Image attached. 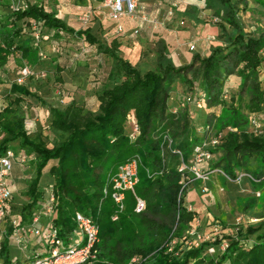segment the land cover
I'll list each match as a JSON object with an SVG mask.
<instances>
[{
    "label": "trees",
    "instance_id": "obj_1",
    "mask_svg": "<svg viewBox=\"0 0 264 264\" xmlns=\"http://www.w3.org/2000/svg\"><path fill=\"white\" fill-rule=\"evenodd\" d=\"M217 1L220 7L215 14L221 18L218 26L225 44L214 46L207 56L194 54L188 65L176 67L171 61L146 72L116 53L117 41L107 45L90 28L69 27L54 11L38 2H29L26 8L13 11L9 19H0L1 39L4 37L0 42V66L14 52L21 53L23 58H33L37 49L28 39L17 43L16 38L21 35L23 25L30 28L31 22L36 21L57 36L65 31L97 45L99 51L117 60L125 75L120 83L98 93L97 113L86 111L75 101L63 109L49 106L50 126L58 136L53 146L41 137L30 136L24 117L18 113L24 96L44 101L27 85L12 83L7 106L0 111V154L12 147L25 150L29 157L35 155L36 173L28 181L25 194L29 201L22 207V221H31L33 208L40 207L42 187L53 185L58 196L53 222L65 241L68 242L76 227L78 211L99 226L97 257L82 264H264V219L257 226L249 225L229 236L223 252L209 254L207 249L213 244L210 241L191 248L179 243L176 247L179 254L167 249L171 238L180 237L182 227L198 216L179 201L181 158L175 150H181L188 161L202 138L191 124L187 110L174 112L168 105L173 83L177 78L190 82L185 72L196 63L200 66L207 107L221 106V113L215 115L216 122L210 123L216 134H221L212 152L223 151L215 168L220 167L232 179L238 177L237 171L246 172L255 186L263 184L264 132L252 129L250 117L256 114L264 118V88L259 77L264 63V30L257 35L245 31L239 17L240 1ZM207 5L213 6L211 0H207ZM231 74L240 77L241 88L250 95L247 113L234 100L228 103L224 97L223 88ZM131 111H135L141 127L135 140L128 135ZM166 135L173 139L171 146L165 140ZM135 157L140 159L135 193L147 203L142 213L135 211L136 195L132 191H126L122 211L112 197V178L121 164ZM256 166H261V170L256 172ZM114 216L118 218L114 220ZM256 233V239L251 241ZM135 257L139 258L136 262ZM0 259L4 264L23 263L12 259L8 237L2 243Z\"/></svg>",
    "mask_w": 264,
    "mask_h": 264
},
{
    "label": "rangeland",
    "instance_id": "obj_2",
    "mask_svg": "<svg viewBox=\"0 0 264 264\" xmlns=\"http://www.w3.org/2000/svg\"><path fill=\"white\" fill-rule=\"evenodd\" d=\"M19 1L0 0L2 20L9 19ZM63 1L75 5V8H86L91 14L87 24L78 20L75 29L90 28L96 37L107 45L117 41L119 47L116 53L143 72L157 69L160 64L171 61L176 67L188 65L192 63L194 54L206 56L214 46L225 44L223 31L218 26L221 18L215 14V9L219 6L217 0H211L213 6H208L207 0H145L144 11L154 22L147 24L137 34L134 32L138 25L136 18L123 16L118 21L113 20L102 6L101 0ZM238 1L240 19L246 32L256 35L259 30H264V16L248 13L254 5L253 0ZM66 4L65 7L68 6ZM187 13H192L194 17ZM119 25H122V31L118 30ZM228 31H232L229 26ZM42 35L44 37L37 41L33 30L23 25L22 33L16 41L21 43L28 39L32 47L37 49V53L31 59H24L21 53L14 52L10 55L8 64L0 66V110L7 103L5 97L9 84L16 81L22 69L28 66L33 75L27 78L25 84L45 102H40L38 98L26 97L18 107V113L24 117L30 136L41 137L49 146H53L58 136L50 126L49 106L63 109L71 101H75L86 111L97 113L100 105L98 93L120 83L125 79V75L116 59L103 54L97 45L90 44L84 38L67 32L58 36L50 35L47 28H43ZM3 41L4 37L0 42ZM41 50L47 55L46 59L39 56ZM42 72H46V75L42 76ZM185 73L190 82L177 78L173 83L168 100L169 110H187L191 124L202 138L201 142L213 151L216 146L212 144V140L218 135L210 123L216 122L215 115L221 113V106L207 107L198 63ZM259 77L261 87L264 88V63L260 68ZM240 83L241 79L237 74L229 75L223 88L224 97L228 103L234 100L236 106L247 113L250 95L241 88ZM209 125L210 128H207ZM213 154L210 165L215 168L223 151L218 150ZM34 157L35 155L29 157L27 166L35 170ZM260 170L261 166H256L255 171ZM236 173L237 179H228L220 172L212 173L208 192L202 190L200 180L188 189L183 202L185 206L192 207L198 216L189 225L182 227L181 236L188 228L196 227L198 230L211 232L212 238L228 240L237 229L246 230L249 225L257 226L262 222L264 179L263 184L257 187L251 182V178L244 175L245 172ZM46 187H43V191ZM20 208L18 209L21 210ZM12 217L13 215L8 218ZM237 217H242L240 224H236ZM211 221L213 224H209ZM214 224L218 226L217 232L212 230ZM257 235L258 233L254 234L251 241H254ZM250 243L248 242V245Z\"/></svg>",
    "mask_w": 264,
    "mask_h": 264
},
{
    "label": "built area",
    "instance_id": "obj_3",
    "mask_svg": "<svg viewBox=\"0 0 264 264\" xmlns=\"http://www.w3.org/2000/svg\"><path fill=\"white\" fill-rule=\"evenodd\" d=\"M22 3H21V2ZM19 5L14 8L13 11L24 9L29 2H38L45 8L48 6L51 0H20ZM21 3V4H20ZM102 6L108 11L109 16L115 20H120L123 16H128L137 19V27L134 29L135 34L140 33L147 24L154 22V19H149L144 9L145 6L141 0H101ZM12 11V12H13ZM60 14V12H59ZM90 12H85L80 16V21L83 24H87L90 21ZM30 28L33 30V36L37 41L41 40L42 25L36 21L31 22ZM118 30L122 31V25L118 26ZM1 40V33H0ZM41 59H46L47 55L43 51H39ZM33 72L28 66H25L16 82L19 84H25L27 78L31 77ZM42 76L46 75V72H42ZM204 96V93H203ZM177 112V111H174ZM128 135L131 140L137 139L141 133V127L138 122L137 116L134 111L128 114ZM250 125L252 129L257 133L264 132V118H259L256 114H252L250 117ZM210 128V125L207 126ZM221 134L212 140V144L217 146L220 142ZM165 140L168 141L169 146L172 145L173 139L169 136H165ZM181 158V163L178 166L180 173V194L179 201H184L188 189L199 180L202 182V190L208 192L209 181L211 180V174L214 172H220L228 179L221 168H212L210 161L213 158V152L210 151L206 144L200 143L194 147L192 156L188 161L184 159L183 152L181 150H175ZM29 160V156L25 150H16L12 147L8 148L4 153L0 154V233L4 222L8 217V204L13 196L9 177L12 173L14 164L19 162L26 164ZM140 159L138 157L132 158L123 164H121L112 178V197L118 205L120 211L125 208V193L126 191H132L135 195V188L139 182L138 170ZM245 176L251 178V175L244 173ZM237 179V178H236ZM107 193V191H105ZM58 196L53 185H49L44 190V196L41 203V211L35 213L30 224L21 225L18 220H13L11 224L14 227H20L22 230L30 228L31 233L37 239V241L43 245L48 246V252L45 254L36 255L32 259L26 260L23 264H82L97 257L98 250L96 244L99 241V226L93 221L90 216H87L83 212L78 211L75 215L76 227L73 230L68 242L65 241L60 235L57 227L54 225L53 219L57 212ZM185 205V204H184ZM146 201L136 195L135 211L142 213L146 210ZM187 207V206H186ZM192 211V207H187ZM46 216V221L42 222L41 215ZM118 216H114L113 219H117ZM242 222V217H237L236 224ZM213 224V222H209ZM213 231H218V226L214 224ZM238 230V229H237ZM211 232L198 230L196 227H191L180 237L171 238L167 244L168 251L179 254L176 249L179 243H182L184 247H194L198 244L206 241H214L207 249L209 254H215L217 251L223 252L229 242L227 239L212 238ZM215 241H219L214 244ZM2 250V244L0 240V253ZM139 258H133V261H138ZM0 264H4L0 259Z\"/></svg>",
    "mask_w": 264,
    "mask_h": 264
},
{
    "label": "crops",
    "instance_id": "obj_4",
    "mask_svg": "<svg viewBox=\"0 0 264 264\" xmlns=\"http://www.w3.org/2000/svg\"><path fill=\"white\" fill-rule=\"evenodd\" d=\"M141 1L144 2L145 0H141ZM253 2H254V5L250 7L251 11L248 13H253V15L259 14V15L264 16V0H253ZM64 4H66V3L63 0H51V1H49L46 9L49 11H54L56 13V15L58 17H60L63 21H65L69 27L75 28L74 27L75 24L79 23L78 20H80V14L82 15L83 13L89 12V11L86 10V8L85 9L84 8L81 9L79 7L75 8V5L67 3L66 5H68L67 6L68 9H70V10H68V9H66L67 7H65ZM218 7H220V6H218ZM216 9H215V11H216ZM59 12H60V14H59ZM187 14L191 17H194V15L192 13H187ZM239 17H240V13H239ZM0 19H2V17H0ZM202 22H204V21H202ZM260 31H262V30H259L256 33L258 34ZM62 32H65V31H60L59 34H61ZM49 33H50V35L51 34L57 35L55 33V31H49ZM48 36H49V34H48ZM9 58H10V56H9ZM9 58H8L5 65L8 64ZM24 59H27V58H24ZM14 82H16V81H14ZM14 82H12V83H14ZM12 83L9 84L8 92L6 93L5 98H6L7 103H8L7 96L10 92ZM26 97L27 96H24V100ZM40 102H41V100H40ZM43 102H45V101H43ZM7 103L0 111H2L7 106ZM49 112H50V110H49ZM1 138H2V135L0 134V139ZM13 146L16 147L17 144L14 143ZM34 168H35V166H34ZM34 171L36 173V168H35V170L30 169V167L27 166V163L21 164V163L17 162L14 164L12 173L9 177V182L11 185L13 196L10 199L9 204H8V217H10L11 215H13V217L10 219L7 217V220L4 222L3 227H2V231L0 233L1 244L8 237L9 244H10V253H11L12 259L13 260H20L22 262L23 261L25 262L28 259H32L36 255L45 254L48 252V246L39 243L37 241V239L34 237V235L31 233L29 227L26 230H22V229H20V227H14L12 225V228H11V222L15 219L18 220L21 225H27L28 226L31 222V221H22L21 211H22V207L24 206V204H26L29 201V197L25 194V192L27 190L28 181L35 176ZM42 189H43V187H42ZM13 199H14V201H13ZM19 207H21L20 208L21 210L18 209ZM40 207H41V205H40ZM40 207L38 205V206L33 208L32 218H33V215L35 213H39L41 211ZM10 212H12L11 215H10ZM46 219H47L46 216L44 214H42L41 215L42 222H45ZM10 228L12 229L11 232H10ZM20 257H21V259H20Z\"/></svg>",
    "mask_w": 264,
    "mask_h": 264
}]
</instances>
